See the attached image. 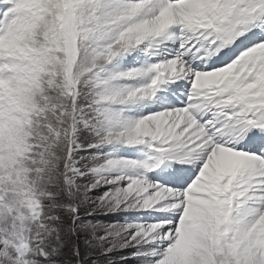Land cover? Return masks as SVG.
Wrapping results in <instances>:
<instances>
[{"label": "snow or ice", "instance_id": "obj_1", "mask_svg": "<svg viewBox=\"0 0 264 264\" xmlns=\"http://www.w3.org/2000/svg\"><path fill=\"white\" fill-rule=\"evenodd\" d=\"M129 259L264 264V0H0V264Z\"/></svg>", "mask_w": 264, "mask_h": 264}, {"label": "rangeland", "instance_id": "obj_2", "mask_svg": "<svg viewBox=\"0 0 264 264\" xmlns=\"http://www.w3.org/2000/svg\"><path fill=\"white\" fill-rule=\"evenodd\" d=\"M136 214L134 213H128V212H117L114 214H111L107 217H104V219L107 220H131L134 219ZM125 251H133V249H126ZM126 264H137L136 260L129 259L126 261Z\"/></svg>", "mask_w": 264, "mask_h": 264}]
</instances>
